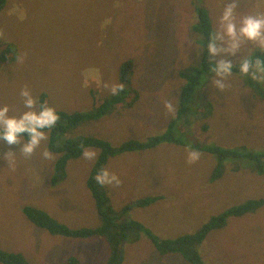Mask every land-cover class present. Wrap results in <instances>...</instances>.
Returning a JSON list of instances; mask_svg holds the SVG:
<instances>
[{
    "label": "rangeland",
    "instance_id": "rangeland-1",
    "mask_svg": "<svg viewBox=\"0 0 264 264\" xmlns=\"http://www.w3.org/2000/svg\"><path fill=\"white\" fill-rule=\"evenodd\" d=\"M257 2L242 0L237 12L256 10ZM195 4L208 11L214 30L220 0H6L0 8V49L13 45L15 55L0 62V103L21 110L18 94L26 87L37 101L44 93L57 113L90 108L99 104L100 96L120 87L119 67L131 61L127 101L99 121L81 123L68 137L94 136L116 146L161 131L174 110L175 85L183 84L177 69L185 68V61L187 69L200 68L202 62L184 43L198 34L192 29ZM259 8L264 11V6ZM250 47L245 44V49ZM248 85L256 84L234 74L222 94L211 97L208 117L198 113L189 119L193 128L183 131L203 145L264 148V99ZM46 146L47 140L31 157L17 153L12 167L0 158V247L21 253L29 264H62L70 257L78 264H106L110 253L103 240L51 236L23 216L22 209L31 206L73 230L100 226L85 185L96 158L69 161L65 179L51 186L56 156L42 160L40 152ZM183 149L161 145L112 158L104 169L115 173L120 183L104 185L111 206L120 211L139 197L162 196L152 206L131 209L125 219L173 240L194 233L234 205L264 199V178L251 173L250 163L228 160L222 176L211 181L214 157L194 151L198 159L190 163L191 150ZM6 151L0 144V154ZM135 236L126 234L122 264H187L177 254L160 257L146 236L139 241ZM200 254L204 264H264V207L229 218L225 227L206 236Z\"/></svg>",
    "mask_w": 264,
    "mask_h": 264
},
{
    "label": "trees",
    "instance_id": "trees-1",
    "mask_svg": "<svg viewBox=\"0 0 264 264\" xmlns=\"http://www.w3.org/2000/svg\"><path fill=\"white\" fill-rule=\"evenodd\" d=\"M6 0H0V8L5 4ZM195 15L197 21L193 24L192 29L206 35L212 29L211 19L208 11L195 4ZM107 25V24H106ZM96 31L99 29L94 27ZM109 30V26L104 28ZM15 55L13 45L6 44L0 49V62L9 60L12 55ZM264 59V56L261 57ZM208 60L202 56V62L199 67H192L184 71L183 68L178 72V75L183 82L182 85H175L177 93L174 105V116L165 119V124L159 132L149 134L139 141L128 139L121 144L111 146L106 140L94 137L80 135L75 138L68 137L78 125L83 122L99 121L110 115L117 106L124 104L127 101L128 93L127 85L131 83L133 74V64L131 61H126L119 67L118 79L120 87H116L117 91L100 96L99 104H93L90 108H78L77 111L64 113L58 111L60 117L56 127L48 134L47 150L56 156L52 178L50 179L51 186H55L58 181L65 179L66 166L69 161L81 158L84 150L94 149L97 151L96 160L86 179V188L91 195L94 207L100 217V226L94 229H70L68 223L52 217L43 209L27 206L22 209V214L25 219L33 226L43 230L51 236H59L64 238H74L81 240L100 239L103 240L110 253V257L106 264H122L123 261V244L126 242V234L136 233L135 240L139 241L142 236H146L153 244L157 254L164 257L169 254L179 255L187 264H204L200 254L202 244L206 236L215 230H219L226 226L229 218L242 217L246 214H254L256 211L264 207V199H248L234 205L201 225L194 233L185 234L173 240L162 239L150 231H148L141 223L132 219H125V215L133 208H146L163 200L162 196H146L134 199L130 205L123 206L120 211H116L111 206L109 195H107L104 186L96 183L94 177L100 169H104L105 165L115 159H119L125 154L144 152L156 148L157 146H173L178 148H186L191 151H199L211 154L215 159V168L212 172L211 181L219 179L223 174L224 163L228 160L238 163H250L251 173L255 177L264 178V148L258 150H248L244 147L239 148H224L220 145L208 144L203 145L196 141H192L190 136L183 129L193 128V123L189 120L198 113H203L204 117H208L212 109V104L209 99L203 97L200 92L201 76H209L207 72ZM238 75V74H236ZM239 76V75H238ZM253 84V81L244 78ZM255 89L257 95L264 99V90L257 85H248ZM86 88H80V91ZM89 99L93 100V90L89 88ZM197 98L201 105L196 103ZM45 94L42 93L38 102L45 101ZM207 110V112H206ZM129 116V115H128ZM127 116V118H128ZM187 120L186 124L182 121ZM205 128V127H204ZM183 149V151H184ZM123 154V155H122ZM113 158V159H112ZM112 159V160H111ZM253 164V165H252ZM134 241V242H136ZM62 264H78L75 257H70L63 260ZM62 261V262H63ZM0 264H29L19 252L4 250L0 247Z\"/></svg>",
    "mask_w": 264,
    "mask_h": 264
},
{
    "label": "clouds",
    "instance_id": "clouds-1",
    "mask_svg": "<svg viewBox=\"0 0 264 264\" xmlns=\"http://www.w3.org/2000/svg\"><path fill=\"white\" fill-rule=\"evenodd\" d=\"M241 2L242 0H220L214 30L210 29L206 35L198 33L191 40H184L188 50L195 53L198 60L202 56L208 60L207 72L210 77L201 76L199 94L213 102L211 97L221 95L227 80L234 74L264 88V59L261 58L264 56V11L259 8L264 6V0H258L256 10L247 13L237 12ZM197 19L194 14L193 22ZM246 43L252 47L245 49ZM184 63V71H187V61ZM208 83L211 85H206ZM115 91L117 89L114 88L113 92ZM18 95L21 110L15 105L0 103V144L8 148V151L0 154V158L7 162L8 167L14 165L17 153L31 157L40 149L60 119L55 109L46 101L38 102L28 88H22ZM197 100L201 105L200 100ZM172 107L174 109L173 104ZM174 113L175 110L170 118ZM96 155L95 151L82 152L83 158L89 161L95 160ZM40 157L44 161L54 159L47 149L40 152ZM187 158L190 163L194 162L198 159V153L189 151ZM94 179L102 186L116 187L120 183L119 177L107 169H100Z\"/></svg>",
    "mask_w": 264,
    "mask_h": 264
}]
</instances>
